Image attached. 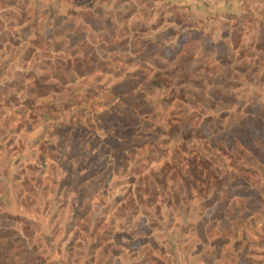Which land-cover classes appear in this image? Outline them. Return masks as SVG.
<instances>
[{
    "label": "rangeland",
    "instance_id": "rangeland-1",
    "mask_svg": "<svg viewBox=\"0 0 264 264\" xmlns=\"http://www.w3.org/2000/svg\"><path fill=\"white\" fill-rule=\"evenodd\" d=\"M0 264H264V0H0Z\"/></svg>",
    "mask_w": 264,
    "mask_h": 264
},
{
    "label": "crops",
    "instance_id": "crops-1",
    "mask_svg": "<svg viewBox=\"0 0 264 264\" xmlns=\"http://www.w3.org/2000/svg\"><path fill=\"white\" fill-rule=\"evenodd\" d=\"M188 6L202 18L213 15L234 14L241 11L248 0H164Z\"/></svg>",
    "mask_w": 264,
    "mask_h": 264
}]
</instances>
